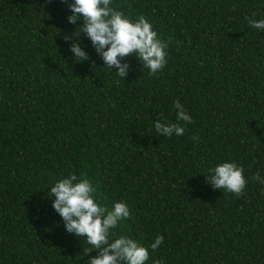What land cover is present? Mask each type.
I'll return each mask as SVG.
<instances>
[{"label":"trees","instance_id":"1","mask_svg":"<svg viewBox=\"0 0 264 264\" xmlns=\"http://www.w3.org/2000/svg\"><path fill=\"white\" fill-rule=\"evenodd\" d=\"M72 2L0 0V264L98 254L66 232L47 195L70 173L109 208L129 206L110 239L148 247L164 236L146 264H264V184L252 179L264 178V31L245 20L264 19V0H113L168 44L161 71L133 54L123 79L84 34L90 59L75 61ZM175 100L192 123L161 136L153 124L177 123ZM223 162L243 166L239 197L207 178Z\"/></svg>","mask_w":264,"mask_h":264},{"label":"clouds","instance_id":"2","mask_svg":"<svg viewBox=\"0 0 264 264\" xmlns=\"http://www.w3.org/2000/svg\"><path fill=\"white\" fill-rule=\"evenodd\" d=\"M62 2L67 3L68 0ZM112 3L113 0H74L68 4L72 13L68 22L76 24L82 21V25L73 33L75 42L70 43L69 48L75 61L79 63L90 59L80 45V35L84 34L104 61V66L118 69L115 71L118 77L123 79L130 71L129 64L122 63V60L133 54L143 67L150 70L149 75H155L167 64V42L158 35L145 16L141 15L132 21L124 12L115 9ZM256 15L253 12V18L245 17V20L251 28L264 31V19L256 20ZM64 39L68 42L71 37L66 35ZM173 106L177 111V123L166 124L158 119L153 124L155 132L161 136H183L185 128L179 121L192 123L191 116L179 100L173 101ZM211 172L207 178L214 188L227 190L237 197L243 194L247 185L243 166L235 162H223ZM252 179L264 184L259 172ZM48 189L47 195L55 197L52 207L62 218L66 232L86 237L84 242L98 253L85 260L84 264H146L150 258L149 247L155 251L164 241L163 235H157L155 241L146 247L127 235L110 239L114 235L112 230L130 218V208L123 201L115 202L111 208L102 204L97 198V188L84 174L78 177L70 173ZM154 264H164V261L156 260Z\"/></svg>","mask_w":264,"mask_h":264}]
</instances>
